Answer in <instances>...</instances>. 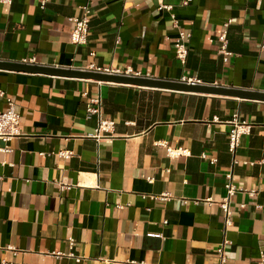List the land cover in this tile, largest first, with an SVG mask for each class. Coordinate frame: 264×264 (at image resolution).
I'll return each instance as SVG.
<instances>
[{
	"label": "crops",
	"instance_id": "obj_1",
	"mask_svg": "<svg viewBox=\"0 0 264 264\" xmlns=\"http://www.w3.org/2000/svg\"><path fill=\"white\" fill-rule=\"evenodd\" d=\"M184 1L164 0L167 11L158 0H94L85 45L71 42L69 18L87 0L0 4V61L264 93V0ZM225 30L228 62L218 54ZM99 94L114 122L102 139L87 115ZM0 95V111L16 104L22 131L0 139V264H219L225 240L226 264L261 263L264 101L1 69ZM234 115L252 130L233 154ZM164 145L187 154L172 159ZM229 174L257 194L231 198L227 226Z\"/></svg>",
	"mask_w": 264,
	"mask_h": 264
},
{
	"label": "built area",
	"instance_id": "obj_2",
	"mask_svg": "<svg viewBox=\"0 0 264 264\" xmlns=\"http://www.w3.org/2000/svg\"><path fill=\"white\" fill-rule=\"evenodd\" d=\"M50 0H41V6L44 7L47 2ZM159 1V10H172V6L168 5L164 2V0ZM191 0H185L183 6H188ZM14 0H0V4L3 5H12ZM94 0H87V2L81 7L82 15L80 17H71L69 21L73 24V28L70 32V40L74 45H85L88 42V37L90 33V21L92 15V8H93ZM230 22L225 24V27L228 28ZM187 35L185 33H180L178 38L175 41V52L176 57L182 63L186 62L187 55H188V48L185 43V38ZM219 49L218 54L223 57L225 62L229 61V58L232 56L231 52L228 50V38H227V31L225 30L223 33L219 35ZM31 64H34V61H31ZM91 71L97 72H105V73H112L118 75H133V71L131 69H127L126 71H112L109 69H97L93 65L90 67ZM139 76V75H136ZM190 84L198 83L197 81H193L192 79L183 80ZM3 96V95H0ZM83 96H87L86 93H83ZM89 108L87 110L88 117L96 116L98 118V127L96 129L95 137L97 139H102L103 135L112 134L114 132V122L109 119H104L102 116V97L101 94L98 97L90 98L89 100ZM217 121V118H215ZM231 126L229 131V140L228 146L229 151L231 153H235L237 149L240 147L242 138L244 136L250 135L252 130V125L246 121H241L238 115H234L233 119L229 122ZM22 135L21 131V115L19 109L17 108L16 104L11 100L8 99V107L4 111H0V139L8 142L12 139L18 138ZM166 148V152L168 157L172 159L179 158L183 155H186V151L173 149L172 147H168L164 145ZM61 156L65 158H69L72 153L69 151H64L60 153ZM214 162V161H213ZM247 164V163H245ZM228 183L226 184L225 188L227 190L226 197L219 203L220 208L223 211L225 223L227 226L231 225V218H232V211H231V198L239 192H247L250 196H255L257 194L256 190L247 191L245 189L238 188L232 182V174L227 176ZM212 203V201H209ZM259 209H264V206H258ZM73 243V240H71ZM230 242L225 240L222 245L218 248V256L220 259L219 264H226L227 258L225 256V248L229 245ZM77 261L80 259L77 258ZM260 264H264V255H262V260Z\"/></svg>",
	"mask_w": 264,
	"mask_h": 264
},
{
	"label": "water",
	"instance_id": "obj_3",
	"mask_svg": "<svg viewBox=\"0 0 264 264\" xmlns=\"http://www.w3.org/2000/svg\"><path fill=\"white\" fill-rule=\"evenodd\" d=\"M0 69L17 72H27L35 74H45L52 76L81 78L99 81L102 83L124 84L140 87H150L175 91L181 93H195L204 95H217L237 97L241 99L262 100L264 101V93L232 87L205 85L201 83L190 84L185 81L158 79L152 77H143L136 75H118L105 72H97L83 69L59 68L51 66L33 65L27 63H11L0 61Z\"/></svg>",
	"mask_w": 264,
	"mask_h": 264
}]
</instances>
